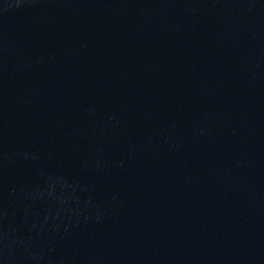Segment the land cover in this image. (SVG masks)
I'll return each mask as SVG.
<instances>
[{"label":"water","instance_id":"water-1","mask_svg":"<svg viewBox=\"0 0 264 264\" xmlns=\"http://www.w3.org/2000/svg\"><path fill=\"white\" fill-rule=\"evenodd\" d=\"M0 264H264V0H0Z\"/></svg>","mask_w":264,"mask_h":264}]
</instances>
